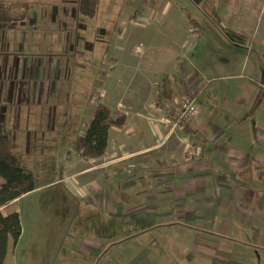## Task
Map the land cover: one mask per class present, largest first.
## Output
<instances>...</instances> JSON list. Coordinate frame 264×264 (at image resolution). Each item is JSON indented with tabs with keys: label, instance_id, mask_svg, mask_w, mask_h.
<instances>
[{
	"label": "rangeland",
	"instance_id": "1",
	"mask_svg": "<svg viewBox=\"0 0 264 264\" xmlns=\"http://www.w3.org/2000/svg\"><path fill=\"white\" fill-rule=\"evenodd\" d=\"M29 1L33 4L25 25L15 21L9 29H0V123L11 130L16 152L23 165L34 171L37 185L5 208L7 212L17 211L22 220L20 239L11 246L12 263L93 264L98 257L90 252L98 242L105 241L106 261L113 257L107 252L110 243L121 249L151 245L149 238L130 236L125 221L121 222L120 237L104 240L103 231L118 232L113 230L114 211L83 200L81 191L72 189L70 183L75 180L81 184L78 171L90 165L85 160L93 159L82 156L74 141L85 132L98 104H108L116 113L128 112L137 104L136 92L142 90L141 85L148 88L143 106L153 122H160L169 132L163 122L168 102L166 108L159 104L165 77L180 86L177 93L181 101L186 93L199 97L208 85L204 81L212 82L222 110L232 104L243 106L255 123L252 97L240 87L250 85L258 91L264 77L251 71L253 62L244 56L243 61L224 58L230 54L231 43L239 41L248 48L252 38L264 35V12L259 35L252 37L227 27L229 21L247 22L246 3L233 13L225 0H100V9H84L85 2L91 0ZM252 7L256 14L257 6ZM185 62L190 72L184 75ZM190 73L196 74L192 85L187 82ZM186 75L190 76L186 79ZM186 126L179 130L185 131ZM194 145L199 157L201 149ZM103 218L108 220L103 223ZM249 231L244 228L242 239L226 241L233 244L230 255L216 249L210 256L228 255L227 264H264L260 238ZM220 240L211 233L201 242H211L214 247ZM123 255L122 264L131 260L134 264H157V260L145 262L140 258L141 249ZM159 256L155 254L152 259Z\"/></svg>",
	"mask_w": 264,
	"mask_h": 264
},
{
	"label": "crops",
	"instance_id": "2",
	"mask_svg": "<svg viewBox=\"0 0 264 264\" xmlns=\"http://www.w3.org/2000/svg\"><path fill=\"white\" fill-rule=\"evenodd\" d=\"M225 2L233 13L239 12L246 3L247 22L238 24L229 21L228 29L237 31L241 36L259 35L264 0ZM261 2L263 4L259 7ZM252 4L257 6L256 14L251 10L255 8ZM99 9L96 14H99ZM19 21L22 25L27 23L26 18ZM192 26L190 23L189 27ZM256 40L259 42L258 48L255 47ZM250 45L246 48L239 41L231 43L228 47L230 54L224 61L247 59L253 62L251 71L258 77H264V35L252 38ZM245 48L247 53H244ZM182 72L184 75L190 72L187 62L183 64ZM190 75L191 79H187ZM190 75H186V79L192 85L196 74ZM141 86L142 90L136 92L137 104H133L128 112L122 111L128 116V125L111 129L109 146L103 157L86 159L85 162L90 165L80 169V172L71 168L78 171L82 181L80 186L77 180L70 185L73 190L76 187V192L81 191L83 200L95 201L103 210L114 211L111 214L114 217L113 230L117 229L118 232L111 229L105 234L103 231L104 240L120 237L121 222L125 221L129 232H132L130 236L149 238L151 245L143 248L129 245L121 249L113 248L110 243L107 252L113 257L106 261L109 258H106L105 241L98 242L90 252L98 257L93 264H122L120 259L124 252L137 249H141L140 258H145V262L218 264V260L219 264H227L233 244L226 241L234 237L242 239L244 228L250 229L248 233L251 236L259 237V244L264 247V111L263 115L258 113L259 109H264V79L259 82L258 91L250 85L240 87V91L252 97L255 123L243 106L232 104L222 110L210 82L198 97L199 115L185 131L178 130L175 134H169L160 122H153L151 113L143 106L146 100H142L148 97V88ZM179 87L175 86L176 92ZM206 88L210 91L205 94ZM175 98L170 101L160 98V106L166 108L168 104L164 125L169 114L181 106L178 93ZM3 111L6 112L5 109ZM195 131L198 137L193 142L200 147L201 154L189 158L186 139H190V134ZM3 182H0V186ZM12 202L1 205L0 211L5 215L11 213L5 208ZM107 220L103 218L102 222ZM211 233L221 237L219 245L212 247L211 242L202 244V237H207V234L211 236ZM13 244L10 238L6 257L8 264H13ZM216 249L228 254L226 258L210 256L214 251L216 253ZM155 254L160 255L159 258L152 259ZM132 262L128 264H134Z\"/></svg>",
	"mask_w": 264,
	"mask_h": 264
},
{
	"label": "trees",
	"instance_id": "3",
	"mask_svg": "<svg viewBox=\"0 0 264 264\" xmlns=\"http://www.w3.org/2000/svg\"><path fill=\"white\" fill-rule=\"evenodd\" d=\"M31 4H33V1L29 0H0V29L7 30L13 22L25 20ZM99 4L100 0H91L90 3L85 2L83 8L95 9L98 8ZM19 8H23L25 13H18ZM193 23L195 26L197 25L196 22ZM196 79L198 81L204 80L197 77ZM204 82L210 84V82ZM162 83V90L159 93L160 98L164 101L173 100L177 93L174 81L170 77H165ZM189 95L196 97L199 105L198 95L196 96L193 93ZM128 123L129 120L126 114L116 113L110 105L100 103L87 122L85 132L75 139V147L86 158L103 157L109 146L111 129L113 127L124 128ZM190 136L196 139V131L191 133ZM0 176L4 179L0 186V206L9 204L37 187L34 171L23 165L21 156L16 152L11 130L2 123H0ZM21 234L22 220L20 214L15 211L5 215L0 211V264H8L6 257L10 238L16 245Z\"/></svg>",
	"mask_w": 264,
	"mask_h": 264
},
{
	"label": "built area",
	"instance_id": "4",
	"mask_svg": "<svg viewBox=\"0 0 264 264\" xmlns=\"http://www.w3.org/2000/svg\"><path fill=\"white\" fill-rule=\"evenodd\" d=\"M198 113L199 105L197 103L196 97L186 94L181 101V107L179 108V111L176 113L173 112L166 123L167 127L169 128V133L171 134L176 132L177 130L181 129V127H185L188 123H191L194 119H196ZM186 147L187 156L189 158L197 157L199 154V149L193 144V137L186 139Z\"/></svg>",
	"mask_w": 264,
	"mask_h": 264
}]
</instances>
